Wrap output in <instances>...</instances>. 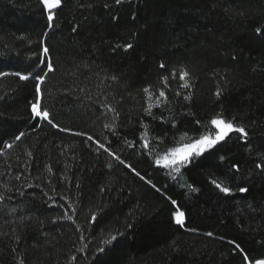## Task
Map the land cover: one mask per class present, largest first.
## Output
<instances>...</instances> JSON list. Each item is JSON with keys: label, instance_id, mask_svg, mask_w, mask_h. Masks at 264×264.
Segmentation results:
<instances>
[{"label": "trees", "instance_id": "trees-1", "mask_svg": "<svg viewBox=\"0 0 264 264\" xmlns=\"http://www.w3.org/2000/svg\"><path fill=\"white\" fill-rule=\"evenodd\" d=\"M129 43L133 47L125 50ZM48 60L55 71L41 86L42 106L69 131L37 124L30 112L36 81L12 75H42ZM183 71L189 73L185 81ZM0 72L9 74L0 77V193L11 197L0 202V264L264 259V173L255 168L264 164V0H62L52 27L40 0H0ZM185 82L188 89L181 87ZM160 90L168 102L157 107ZM149 103L151 116L144 111ZM218 114L243 125L249 143L233 133L181 173L155 166V154L140 143L127 146L146 131L162 155L198 138L202 125L210 128ZM105 124L115 125V134ZM20 132L25 136L14 142ZM86 135L110 146L159 191L98 151ZM7 143L13 147L5 148ZM18 172L20 181L14 179ZM213 179L231 194L221 193ZM239 187L249 191L240 193ZM171 200L185 211L183 227L172 219ZM65 211L75 223L61 219ZM93 213L97 219L88 224ZM118 232L124 236L117 242L103 243Z\"/></svg>", "mask_w": 264, "mask_h": 264}, {"label": "snow or ice", "instance_id": "snow-or-ice-1", "mask_svg": "<svg viewBox=\"0 0 264 264\" xmlns=\"http://www.w3.org/2000/svg\"><path fill=\"white\" fill-rule=\"evenodd\" d=\"M122 2V0H115V3L119 5ZM40 4L43 6V10L46 12V18L48 21V27L53 26V22L56 19V10L62 8V0H40ZM106 8L108 7L107 4L104 5ZM80 7H91V5H80ZM78 27V25H77ZM76 31V27L73 28V32ZM256 32L259 34L261 32L260 28L256 29ZM125 50L130 49L133 47L132 44H127L124 46ZM44 57L49 56V48L47 46L43 47L42 49ZM42 64H44V61H40V63L37 65L39 68ZM161 68L164 67V64L161 63ZM46 71L43 72V74H35L32 73L28 74H22L21 72L17 71L15 73H12V75H15L19 77L21 81H27L29 79H34L36 81L35 83V98L34 102L30 105V112L31 117L37 121V124H39L40 121H46L52 128L58 129L60 131H69V129L62 128L58 123L54 122V117L50 113V111L47 108H44L42 106V99H43V93L41 86L45 83V80L49 73H52L55 71L53 63L48 60L46 64ZM6 75H9L8 73L0 72V77H4ZM175 75V74H173ZM189 73L187 71H183L180 73V80L185 81L186 77H188ZM113 80H115V77H112ZM164 82L167 84V77H164ZM182 88L188 89L190 87V84L185 82L181 85ZM83 91V89H81ZM145 93H148V100H152V94L149 92L148 88L144 89ZM181 93L177 91L176 95L179 96ZM221 92L218 89L216 92L217 98H219ZM2 99V97H0ZM156 99V106L159 107L162 103L166 104L168 102V98L165 95L164 90L159 91V95L155 98ZM185 100L190 99V95H184ZM102 107H106L108 111L116 113L117 116H119V112L115 108H113L111 105H102ZM152 108L153 104L149 103L147 108L144 109V111L151 116L152 115ZM235 118H226L222 114H218L217 116L211 118L210 120V128L207 125H202V127L205 128V131L202 132L198 138L191 139L190 143H186L181 147H171L164 151V154L160 155L157 152L156 148H153L150 146V140L147 138L148 133L145 131L141 135V139L139 142L133 141L131 143H128V147L135 148L137 143L141 144L142 150L147 152L148 154H155L154 159V165L158 167H162L164 169H170L172 172L175 173H181V168L186 167L187 165L191 164L193 160L196 157H199L203 155L205 152H208L211 149L216 148L217 145H220L221 142H226L228 139H231V135L233 133L238 134V138L245 144L249 143V133L246 131L245 127L241 124H237L234 122ZM197 124H200V121H196ZM174 126V125H173ZM104 128L107 129L109 132L115 134L116 128L113 124H105ZM76 135H85L82 133H76ZM187 133H184L180 140H184L187 137ZM25 136L24 132H20L18 135L15 136V141H20L22 137ZM160 139V138H157ZM86 140L89 142H92L96 144L97 150L103 149L104 152H106L109 156L113 157L115 161H118L120 165H123L125 168L129 169L136 177H138L141 181L144 183L150 185L153 189H156V191H159L158 188H156V185L152 182L151 179L146 178L145 175H142L135 167H133L131 164L127 163L124 159L121 158L120 155H118L115 151L111 149L110 146H106L105 143H101L99 140L94 139L91 135H86ZM13 142V143H14ZM13 143H7L4 145L5 148L11 149L13 147ZM160 143H163V140L160 139ZM110 144V142H109ZM217 151L220 149L217 148ZM209 155H214V153L209 152ZM28 156H32L31 152H28ZM221 160L224 159V157H220ZM111 167V165H109ZM8 168H11V165H8ZM232 168L235 169L237 172L240 170L239 165L233 164ZM255 168L261 170L262 173H264V164L256 163ZM49 171H51V168H48ZM4 172H0V177L4 176ZM23 177V173L18 172L14 174V179L16 181H20ZM50 183V182H49ZM211 183L223 194L230 195L232 192V189L229 186H225L223 182H218L216 179L211 180ZM28 187H33V185L29 184ZM36 187H40L39 184L36 185ZM79 187V185H77ZM104 189L102 188L101 191ZM192 191H198L195 187L191 188ZM17 191H21L22 189H17ZM55 191V189H53ZM238 191L240 193H247L249 189L247 187H239ZM45 196H48V193H44ZM49 200H52L54 202V197L48 196ZM61 199H67L66 197H61ZM6 200H11L10 196H6L4 193H0V202H4ZM171 204L173 206L172 211V219L174 220L176 225H179L183 227L185 225V211L181 209V206L177 204L176 200H171ZM71 207V206H69ZM249 207H252L249 205ZM12 211L14 212L15 209L13 208ZM67 218L69 221H75L73 220V216L69 215L67 211L64 213V217H61V219ZM97 217L96 214L93 213L91 216V219L87 222L88 224L95 223ZM126 227L128 229L132 228V224H127ZM77 231H81L79 225L77 226ZM208 236H212L213 233L209 232L207 233ZM123 232H118L117 234L111 235L109 239H105L103 243L105 245H112L114 242H117L120 237H123ZM17 239H19L17 237ZM81 240H84L85 237L83 233L81 232ZM233 244H235L236 248H240L239 244H236L235 241H232ZM86 247V245H85ZM79 251H83V249H78ZM97 251H104L103 248H99ZM73 260H75V257H73ZM244 260H248V256H244ZM255 264H264V259H256Z\"/></svg>", "mask_w": 264, "mask_h": 264}]
</instances>
